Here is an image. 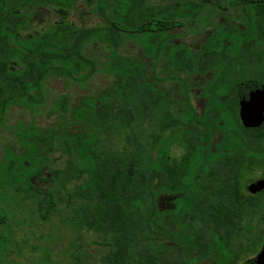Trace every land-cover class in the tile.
Segmentation results:
<instances>
[{
    "label": "trees",
    "instance_id": "trees-1",
    "mask_svg": "<svg viewBox=\"0 0 264 264\" xmlns=\"http://www.w3.org/2000/svg\"><path fill=\"white\" fill-rule=\"evenodd\" d=\"M148 2L0 0V185L20 187V214L55 219L61 235L18 243L0 216V264H240L264 241V231L249 240L264 225V191L247 188L264 164V125L245 127L238 114L244 73L256 78L264 61L244 65L241 29L230 35L225 21L238 2L256 21L264 0ZM210 10L215 46L171 42V28ZM128 41L136 56L120 53ZM97 74L111 84L75 100L47 87L86 88ZM14 108L22 117L10 125ZM83 236L97 237L100 261L80 250Z\"/></svg>",
    "mask_w": 264,
    "mask_h": 264
},
{
    "label": "flooded vegetation",
    "instance_id": "flooded-vegetation-1",
    "mask_svg": "<svg viewBox=\"0 0 264 264\" xmlns=\"http://www.w3.org/2000/svg\"><path fill=\"white\" fill-rule=\"evenodd\" d=\"M150 5L157 4V3H163V4H169V3H175L176 5H180L178 0H149L148 2ZM210 7H214L216 5V0H210ZM231 3V2H230ZM240 3L237 4H231L228 8L227 15H226V24L229 27V33L232 35L236 30L241 29L240 33L243 36V42L244 45L246 44V56L247 58L244 59L243 63L244 65L249 69L254 63H263L264 61V16H259V18L255 21L253 20V14L251 12H247L243 9V5L240 6ZM238 5V6H237ZM169 6V5H168ZM173 14L176 15L174 12H167V15L172 16ZM257 22V25L255 23ZM234 28H233V27ZM172 30L169 32L173 35H176L173 39H171V42L175 45L184 44L186 45L190 50H200L206 43L207 38L210 39L211 46H215L216 44V31H217V16L215 10H210L208 15L201 16L198 20H194L189 22V26H176L171 28ZM182 30V31H180ZM186 37H190V42H186ZM232 39V38H231ZM153 57H150V65L151 68L153 67ZM254 72L250 73L246 70L243 76V80L241 81L242 87L246 90V94L242 97L243 103L239 105L238 114L239 119L242 122V124L245 127H252L247 126L244 123V120L241 117V108L243 106H246L247 104H250L251 101H246L245 99L249 97V90L246 88V84L249 82L252 83H260L264 86V73L258 72L259 75L255 78L253 74ZM164 85L169 86V82H166ZM195 105L199 107V103L195 100ZM256 108L259 110L257 111V115H248L246 117L247 121H252L253 119H256V117L259 118L261 121V124L257 126L258 128L263 127L264 125V101H262L260 104L256 105ZM248 113V112H247ZM246 113V114H247ZM251 118V119H250ZM258 120V119H257ZM153 123V122H152ZM150 123V124H152ZM154 124V123H153ZM155 125V124H154ZM264 145V141H263ZM178 149V147H176ZM174 156H179L178 154ZM262 169V175L255 179L258 171ZM264 176V164L257 170V172L252 175V180L249 182L247 188L251 189V185L257 183L260 181ZM255 179V180H254ZM264 191V190H262ZM4 193L0 192V216L1 219L6 222L10 227L11 232V238L20 243V237L16 236V232L18 229V226L20 224V187L14 188V187H7L5 190H3ZM264 202L262 203V205ZM262 205L260 208H262ZM261 212L264 213V209H261ZM260 233L258 234V237L261 233L264 231V225L260 228ZM258 232V231H257ZM256 232H254L255 234ZM69 233L68 235H70ZM66 235V237L68 236ZM258 239V238H257ZM264 246V241H262L260 247L258 248V251L253 255L247 258V260L240 262V264H246L248 261L255 258L262 250ZM20 261V256H18Z\"/></svg>",
    "mask_w": 264,
    "mask_h": 264
},
{
    "label": "rangeland",
    "instance_id": "rangeland-1",
    "mask_svg": "<svg viewBox=\"0 0 264 264\" xmlns=\"http://www.w3.org/2000/svg\"><path fill=\"white\" fill-rule=\"evenodd\" d=\"M81 6H83L84 9L89 10V6H87L85 3L80 2ZM71 20H75L78 25L83 24V20L77 15L73 14L71 16ZM85 22V21H84ZM100 22V18L97 17L96 15L90 18L89 20H86L87 25H97ZM182 31V30H180ZM186 42H190V37H186L185 39ZM92 48L89 47L86 49V51L91 50ZM140 48L134 41H128L124 47L120 50V53L124 56H136L139 53ZM111 77L106 74H97L96 77L87 85L86 88H80L77 85H70L66 86L61 80L59 79H51L47 83V87L50 89V93L53 98H56L58 96L68 94L73 100L78 98L79 96L86 95L89 92L104 89L108 87L111 84ZM20 117H22V112L18 108H14L11 111L10 114V125L14 124ZM27 120H29V117H26ZM37 121L41 124L45 123V118L44 117H37ZM157 129V127L152 123L148 126H145L144 130V137L146 138V143L150 142L149 136ZM2 136L6 139H12L13 137L9 133H3ZM5 144L4 141L0 142V161L3 159V150L2 147ZM177 149V148H176ZM262 169L258 171V174L255 179L259 178L262 175ZM4 176H2L3 178ZM254 179V180H255ZM6 185V180L2 179L1 185H0V192L4 193L3 190L7 188L8 186ZM31 206V205H28ZM26 206V207H28ZM262 210L264 209V204L262 205ZM20 224L18 226L16 236L20 237V239H26L30 245H35L38 241L37 238L40 236L45 237L43 242H41V245L45 246L47 243L53 242L52 239L47 238L49 235H52L54 239H57L58 237L61 238V235L57 233L56 230L52 229V226L57 223L55 219H53L49 223H45L41 225L40 221L32 215V209H27L23 210V213L20 214ZM260 231L256 232L251 238L249 237V240L255 241V239L258 238V234ZM76 236H72V234L68 235V243L66 244L67 246L72 245V242H74ZM98 241L97 237L95 236H83L81 241L79 242L82 246V252H87L90 254L92 259H96V261H100V258L102 257L104 253V249L97 244L96 242ZM55 247V246H54ZM75 249L73 246H71V250ZM25 254L27 250L25 249ZM28 254V252H27ZM44 252L37 253V256H42ZM64 257L61 258L60 264H64L65 261H63ZM70 262V260H69ZM97 263V262H95ZM42 264V262L40 263Z\"/></svg>",
    "mask_w": 264,
    "mask_h": 264
},
{
    "label": "water",
    "instance_id": "water-1",
    "mask_svg": "<svg viewBox=\"0 0 264 264\" xmlns=\"http://www.w3.org/2000/svg\"><path fill=\"white\" fill-rule=\"evenodd\" d=\"M246 88H247V90H249L250 94H249V97H247L245 100L247 102L248 101H251V102H250V104H247L246 106H243L241 108V117L244 120L245 125H247V126H251V125L259 126L261 124V121L259 120L258 117H256V119H253L252 121H247L246 117L248 115L249 116L250 115H253V116L257 115V111L259 109L256 108V105L260 104L262 101H264V86L260 83L249 82L246 84ZM250 188L251 189L257 188L259 190H264V176L260 181L251 185ZM246 264H264V246H263L261 252L255 258L248 261Z\"/></svg>",
    "mask_w": 264,
    "mask_h": 264
}]
</instances>
